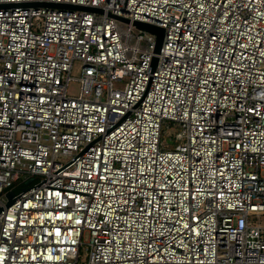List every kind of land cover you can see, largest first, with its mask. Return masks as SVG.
I'll use <instances>...</instances> for the list:
<instances>
[{"label":"built area","instance_id":"built-area-1","mask_svg":"<svg viewBox=\"0 0 264 264\" xmlns=\"http://www.w3.org/2000/svg\"><path fill=\"white\" fill-rule=\"evenodd\" d=\"M0 206V264H264V0H0Z\"/></svg>","mask_w":264,"mask_h":264},{"label":"water","instance_id":"water-1","mask_svg":"<svg viewBox=\"0 0 264 264\" xmlns=\"http://www.w3.org/2000/svg\"><path fill=\"white\" fill-rule=\"evenodd\" d=\"M16 5H21V6H34V7H55V8H60V9H71V10H87V11H92V12H102L101 8L98 7H90V6H82V5H75V4H70V3H58V2H47V1H35V2H26V3H12V4H6L5 6H16ZM109 16H112L118 20H122L125 22H129L128 19L122 18L120 16H117L115 14H112L111 12L108 13ZM133 24L139 28L142 29L146 32H149L155 36V47H154V56L152 59V68L154 69L158 57L157 54L160 53L164 36H165V29L161 26L155 25V24H150L146 22H141V21H134ZM167 142L172 145L173 141L172 140H167ZM14 191H11L7 194V202L5 206H10L13 203V196H14ZM4 210V206H0V213Z\"/></svg>","mask_w":264,"mask_h":264},{"label":"rangeland","instance_id":"rangeland-1","mask_svg":"<svg viewBox=\"0 0 264 264\" xmlns=\"http://www.w3.org/2000/svg\"><path fill=\"white\" fill-rule=\"evenodd\" d=\"M79 75V71L77 69V66L75 65V67L73 68L72 72H71V76L73 77H77ZM68 92L69 94L72 95H77L79 92V84L76 81H71L69 88H68ZM177 126L174 124L170 125V129H168V134L170 136H173L174 132L177 130ZM263 222H264V218H263ZM87 241V235L85 234L84 236V242ZM85 260V251L84 249H81V263H84Z\"/></svg>","mask_w":264,"mask_h":264},{"label":"trees","instance_id":"trees-1","mask_svg":"<svg viewBox=\"0 0 264 264\" xmlns=\"http://www.w3.org/2000/svg\"><path fill=\"white\" fill-rule=\"evenodd\" d=\"M176 125V124H175Z\"/></svg>","mask_w":264,"mask_h":264}]
</instances>
